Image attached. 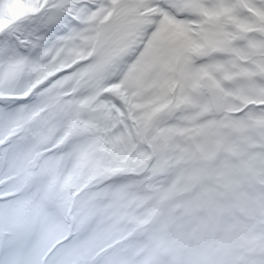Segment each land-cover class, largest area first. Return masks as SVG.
<instances>
[{
    "label": "snow or ice",
    "instance_id": "1",
    "mask_svg": "<svg viewBox=\"0 0 264 264\" xmlns=\"http://www.w3.org/2000/svg\"><path fill=\"white\" fill-rule=\"evenodd\" d=\"M0 264H264V0H0Z\"/></svg>",
    "mask_w": 264,
    "mask_h": 264
}]
</instances>
